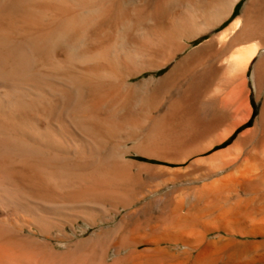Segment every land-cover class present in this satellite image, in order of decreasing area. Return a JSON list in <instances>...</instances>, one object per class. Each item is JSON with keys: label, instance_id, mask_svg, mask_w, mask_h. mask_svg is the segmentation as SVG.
<instances>
[{"label": "bare ground", "instance_id": "obj_1", "mask_svg": "<svg viewBox=\"0 0 264 264\" xmlns=\"http://www.w3.org/2000/svg\"><path fill=\"white\" fill-rule=\"evenodd\" d=\"M238 1L0 0V264H264V0L176 59Z\"/></svg>", "mask_w": 264, "mask_h": 264}, {"label": "rangeland", "instance_id": "obj_2", "mask_svg": "<svg viewBox=\"0 0 264 264\" xmlns=\"http://www.w3.org/2000/svg\"><path fill=\"white\" fill-rule=\"evenodd\" d=\"M247 0H239L233 10V13L231 14V16L225 20L221 25H219L218 27H216L213 31L205 33L204 35L198 37L195 40H192L189 42V46L184 50V52L178 54L176 56V59L181 58L186 52H188L189 50L193 49L194 47L198 46L199 44H201L202 42L206 41L210 36L217 34L218 32H220L234 17H236L237 15H239L242 11V8L244 7V4ZM174 61L169 63L167 66L160 68V69H153V70H147L144 71L143 73L136 75L134 77L131 78L132 82H141L144 79H149L151 77L154 78H160L163 75H165L173 66ZM250 87H253L252 84L250 83ZM252 90V104L254 106V108L257 110L258 106H259V101H257L256 99V94L253 88H251ZM131 157L135 158V155L132 154ZM140 161L145 162V163H150V164H154V165H161V166H169V167H175L174 164L170 163H164L158 160H151V159H147V158H141L140 157ZM113 215V214H112ZM119 217V215L114 216V219H117ZM80 227H86L85 225H83L82 222H79L78 224L75 225V231L77 233V235L81 234V228ZM95 228H88L87 234H90ZM67 232H71V229L69 227L66 228ZM79 231V232H78ZM80 233V234H79ZM111 253H109L107 255V258H110Z\"/></svg>", "mask_w": 264, "mask_h": 264}]
</instances>
